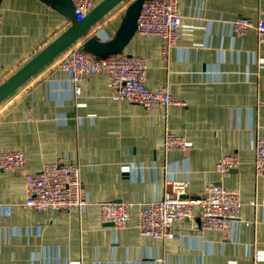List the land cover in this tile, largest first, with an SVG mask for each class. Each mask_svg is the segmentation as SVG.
I'll return each instance as SVG.
<instances>
[{"label": "crops", "instance_id": "0c3cea01", "mask_svg": "<svg viewBox=\"0 0 264 264\" xmlns=\"http://www.w3.org/2000/svg\"><path fill=\"white\" fill-rule=\"evenodd\" d=\"M131 1L87 37L113 38ZM0 9V84L74 23L44 0H1ZM178 10L182 35L167 55L160 36L137 32L123 52L146 59L150 89L183 104L147 109L114 99L102 72L85 77L77 94L53 66L63 51L0 103V150L26 157L21 172L0 169V264H264V174L254 167V143L264 136V40L230 26L238 17L264 20V0H178ZM168 132L191 148L168 150ZM231 152L241 164L221 177L216 164ZM57 159L81 166L87 204L28 207L25 174ZM175 180L191 195L220 180L240 192V219L228 235L202 228L198 211L166 239L139 233L137 208L123 228L102 221L101 202L160 199Z\"/></svg>", "mask_w": 264, "mask_h": 264}, {"label": "built area", "instance_id": "2783aa9c", "mask_svg": "<svg viewBox=\"0 0 264 264\" xmlns=\"http://www.w3.org/2000/svg\"><path fill=\"white\" fill-rule=\"evenodd\" d=\"M76 20H82L100 0H72ZM129 5V3H128ZM127 5V6H128ZM2 12L0 9V25ZM234 35H245L250 30L258 32L264 40V20L254 21L238 17L230 22ZM182 18L178 0H146L143 3L137 24V33L157 35L163 40V54L167 55L182 35ZM64 70L74 90L80 94V82L90 74L102 72L109 76V89L114 99L143 105L147 109H161L168 105H180L183 101L174 97L167 89H150L146 84L147 61L137 54L121 52L102 58L86 51L81 43L66 48L55 60ZM168 150H189L191 144L178 133L168 132L165 137ZM254 167L257 174H264V136L254 143ZM26 157L22 150L8 148L0 150V169L11 172L24 170ZM241 164L237 152L219 159L216 170L221 177ZM27 199L25 205L38 211L70 210L84 207L87 199L83 193L81 166L66 159L49 162L38 172L26 173ZM164 196L148 202L103 201L99 204L101 219L115 229L126 226L131 211L137 208L136 227L141 235L166 239L174 235L173 226L190 217L196 211L201 216V227L220 230L229 234L234 221L240 219L243 205L240 192L226 187L222 181L209 183L200 194L191 195L186 184L171 181Z\"/></svg>", "mask_w": 264, "mask_h": 264}, {"label": "water", "instance_id": "95a60500", "mask_svg": "<svg viewBox=\"0 0 264 264\" xmlns=\"http://www.w3.org/2000/svg\"><path fill=\"white\" fill-rule=\"evenodd\" d=\"M44 1L52 3L61 12L72 17L74 23L0 84V103L44 65L78 40H83L81 43L83 49L97 57L105 58L123 52L136 33L138 18L146 0H132L129 3L116 34L107 40H102L98 35L89 37L87 35L104 15L124 0H102L82 20H76L72 0Z\"/></svg>", "mask_w": 264, "mask_h": 264}, {"label": "rangeland", "instance_id": "374dc122", "mask_svg": "<svg viewBox=\"0 0 264 264\" xmlns=\"http://www.w3.org/2000/svg\"><path fill=\"white\" fill-rule=\"evenodd\" d=\"M57 65H58V63L57 64L53 63V66H57Z\"/></svg>", "mask_w": 264, "mask_h": 264}]
</instances>
